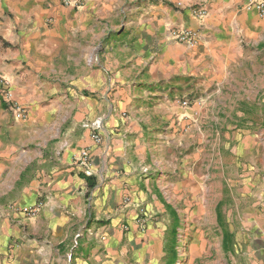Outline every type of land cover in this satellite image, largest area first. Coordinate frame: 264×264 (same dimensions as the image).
Instances as JSON below:
<instances>
[{"label":"crops","instance_id":"crops-1","mask_svg":"<svg viewBox=\"0 0 264 264\" xmlns=\"http://www.w3.org/2000/svg\"><path fill=\"white\" fill-rule=\"evenodd\" d=\"M200 1L0 0V74L25 110L0 96V264H171L182 218L164 188L199 194L190 146L229 128L252 89L264 94L251 84L264 72V15L248 0H207L198 19ZM169 26L194 30L197 45ZM254 204L236 239L242 264H264V188ZM197 239L190 263L205 250Z\"/></svg>","mask_w":264,"mask_h":264},{"label":"rangeland","instance_id":"rangeland-1","mask_svg":"<svg viewBox=\"0 0 264 264\" xmlns=\"http://www.w3.org/2000/svg\"><path fill=\"white\" fill-rule=\"evenodd\" d=\"M253 74L251 84L264 83V72ZM262 92L264 88H261ZM255 93L256 88L250 91V101L242 103L243 114L240 117L226 120L229 128L222 129L218 136L201 135L202 141L197 140L190 146L201 152L195 168L202 183L197 197L194 187L187 188L185 198L179 197L175 186H166L163 190L165 206L170 202L180 210L182 218L180 220L177 216L175 223L172 221L179 229L178 241L167 254L171 257V264H230L234 259L235 264H242V251L236 239H243V223L247 220L245 212L254 207L264 188V94L258 99ZM70 118L64 125L70 124ZM167 160L177 163L175 159ZM172 169V181L182 178V173L172 174ZM187 178L195 179V176L188 173ZM229 228L235 231L231 232ZM197 234H200V244L206 242V246L201 256L190 263Z\"/></svg>","mask_w":264,"mask_h":264},{"label":"built area","instance_id":"built-area-1","mask_svg":"<svg viewBox=\"0 0 264 264\" xmlns=\"http://www.w3.org/2000/svg\"><path fill=\"white\" fill-rule=\"evenodd\" d=\"M62 2L65 5L73 6L74 8H79L83 4V0H62ZM249 6H254L258 9L259 13L261 15H264V0H248ZM191 13L196 16L198 19H204L208 14V6H207V0H201L198 4L193 5L190 7ZM167 31L169 33V36L177 40L181 43H184L190 47H194L198 43L197 34L194 30L186 27H174L169 26L167 28ZM11 81L8 77L0 74V96H2L8 107L14 112V114L18 117L25 116V110L20 105L16 104L13 101L12 97V90H11ZM191 98H184L180 101V104L183 106H189L192 103ZM92 138L96 142L101 141V136L98 133H93ZM79 161L83 164H86L88 168H86L85 172L88 175L92 174L91 170V157L90 152L87 149H83L80 152L79 155ZM41 207V203L37 204L34 207L27 208L28 213H34ZM81 234L77 235V238H79Z\"/></svg>","mask_w":264,"mask_h":264},{"label":"trees","instance_id":"trees-1","mask_svg":"<svg viewBox=\"0 0 264 264\" xmlns=\"http://www.w3.org/2000/svg\"><path fill=\"white\" fill-rule=\"evenodd\" d=\"M84 177L88 180V183H89V185H90L91 187L95 185V182L91 180V179H92V176H88V175L85 174ZM224 239H225V238H224ZM226 244H227V241L225 242V240H224V245H226Z\"/></svg>","mask_w":264,"mask_h":264}]
</instances>
